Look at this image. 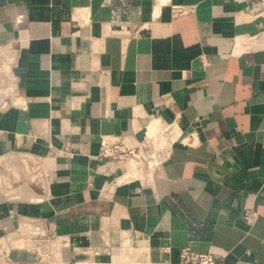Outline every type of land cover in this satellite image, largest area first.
I'll list each match as a JSON object with an SVG mask.
<instances>
[{"label": "crops", "instance_id": "0c3cea01", "mask_svg": "<svg viewBox=\"0 0 264 264\" xmlns=\"http://www.w3.org/2000/svg\"><path fill=\"white\" fill-rule=\"evenodd\" d=\"M169 122L192 145L105 196L101 138ZM184 247L264 264V0H0V264H182Z\"/></svg>", "mask_w": 264, "mask_h": 264}, {"label": "built area", "instance_id": "2783aa9c", "mask_svg": "<svg viewBox=\"0 0 264 264\" xmlns=\"http://www.w3.org/2000/svg\"><path fill=\"white\" fill-rule=\"evenodd\" d=\"M194 10L190 5H173L170 8L173 18L186 15ZM192 135L183 136L179 125L175 122L156 124L155 130L146 134L141 140L129 143L119 136H104L101 138L98 159L104 162H114L119 174L108 183L102 193L105 196L121 185L131 182H144L153 172L169 159L176 144L192 145ZM258 218V212L248 209L243 215L246 225L252 226ZM31 236L40 239V244L51 239L54 227L44 222L33 220L24 224ZM225 255L214 252L197 253L190 247L180 250L179 260L182 264H221Z\"/></svg>", "mask_w": 264, "mask_h": 264}]
</instances>
